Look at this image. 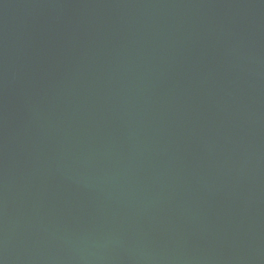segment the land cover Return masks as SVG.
Masks as SVG:
<instances>
[{
	"label": "water",
	"instance_id": "obj_1",
	"mask_svg": "<svg viewBox=\"0 0 264 264\" xmlns=\"http://www.w3.org/2000/svg\"><path fill=\"white\" fill-rule=\"evenodd\" d=\"M0 264H264V0H0Z\"/></svg>",
	"mask_w": 264,
	"mask_h": 264
}]
</instances>
